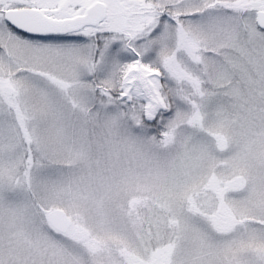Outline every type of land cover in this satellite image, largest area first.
Returning <instances> with one entry per match:
<instances>
[{"label":"snow or ice","instance_id":"6c2138e0","mask_svg":"<svg viewBox=\"0 0 264 264\" xmlns=\"http://www.w3.org/2000/svg\"><path fill=\"white\" fill-rule=\"evenodd\" d=\"M0 264H264V0H0Z\"/></svg>","mask_w":264,"mask_h":264}]
</instances>
